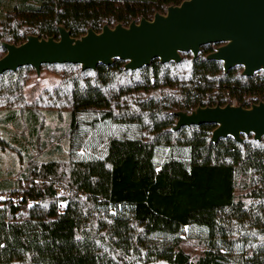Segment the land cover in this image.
Returning a JSON list of instances; mask_svg holds the SVG:
<instances>
[{"label":"trees","instance_id":"obj_1","mask_svg":"<svg viewBox=\"0 0 264 264\" xmlns=\"http://www.w3.org/2000/svg\"><path fill=\"white\" fill-rule=\"evenodd\" d=\"M182 1L0 0V58L2 42L58 39V26L78 38L89 28L151 20ZM218 46L135 70L118 58L95 70L45 64L40 70L57 69L62 78L48 108H9L0 99L1 140L11 125L38 141L46 112L64 113L69 131L83 111L124 128L108 133L99 156L73 159L69 149L63 161L30 160L23 188L0 176V264H224L223 251L235 246L241 264H264V137L213 142L214 124L173 130L178 111L264 102V71L224 72L221 61L206 57ZM31 72L24 66L2 74L0 97L19 95ZM160 149L186 150L188 158L171 155L160 163ZM185 227L201 233L185 236ZM157 236L162 240L153 241ZM189 240L202 247L199 255L185 249Z\"/></svg>","mask_w":264,"mask_h":264},{"label":"water","instance_id":"obj_2","mask_svg":"<svg viewBox=\"0 0 264 264\" xmlns=\"http://www.w3.org/2000/svg\"><path fill=\"white\" fill-rule=\"evenodd\" d=\"M59 38L28 35L19 45L2 42L0 76L24 66L37 74L45 64H77L81 70L110 65L115 58L124 68L135 70L152 60L178 62L181 52L196 57L207 44H219L208 59L221 61L224 72L242 66V75L264 71V0H184L168 6L164 14L151 20L141 18L128 26L104 25L100 32L91 28L78 37L58 26ZM173 130L181 127L214 124L211 140L231 136L241 142L242 134L264 137V102L243 108L239 105L197 107L190 113L175 112Z\"/></svg>","mask_w":264,"mask_h":264},{"label":"rangeland","instance_id":"obj_3","mask_svg":"<svg viewBox=\"0 0 264 264\" xmlns=\"http://www.w3.org/2000/svg\"><path fill=\"white\" fill-rule=\"evenodd\" d=\"M59 72L57 69L50 68L40 70L39 74L31 72L19 95L15 97L14 94L8 93L0 99L7 101L9 108L38 105L46 109L53 99L49 97L53 89L61 84L62 78ZM100 115L98 111L79 112L77 128L69 131L67 117L64 113L59 118L54 113L46 112L44 127L39 132L38 141H33L34 138L23 127L14 128L8 125L6 129L4 128L7 133L3 134L2 132V140L0 139V176H2V180H16L18 183L14 187L23 188L30 160L36 162L47 159L63 161L71 158L69 149L72 150L73 159L101 155L105 150L108 133L116 136L124 128L108 124L109 122H102ZM171 155L187 160L188 151L162 149L157 152V162L161 163ZM3 195L0 193L1 199L4 198ZM183 233L186 236L198 235L201 232L198 229L185 227ZM170 239L171 237H167V240ZM160 240H162L160 236L153 239V241ZM185 249L190 252L192 257H195L199 255L202 247L193 240H189L185 244ZM222 254H224V264H241V250L237 246L223 251Z\"/></svg>","mask_w":264,"mask_h":264}]
</instances>
